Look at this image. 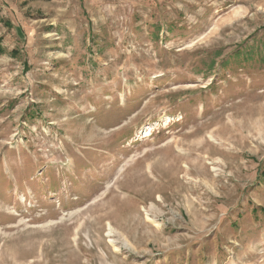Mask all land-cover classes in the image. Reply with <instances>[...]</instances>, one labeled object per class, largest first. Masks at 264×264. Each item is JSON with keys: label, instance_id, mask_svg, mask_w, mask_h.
Instances as JSON below:
<instances>
[{"label": "rangeland", "instance_id": "1", "mask_svg": "<svg viewBox=\"0 0 264 264\" xmlns=\"http://www.w3.org/2000/svg\"><path fill=\"white\" fill-rule=\"evenodd\" d=\"M0 264H264V0H0Z\"/></svg>", "mask_w": 264, "mask_h": 264}]
</instances>
